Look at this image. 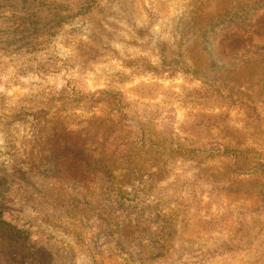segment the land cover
Segmentation results:
<instances>
[{"label": "rangeland", "instance_id": "rangeland-1", "mask_svg": "<svg viewBox=\"0 0 264 264\" xmlns=\"http://www.w3.org/2000/svg\"><path fill=\"white\" fill-rule=\"evenodd\" d=\"M0 264H264V0H0Z\"/></svg>", "mask_w": 264, "mask_h": 264}]
</instances>
